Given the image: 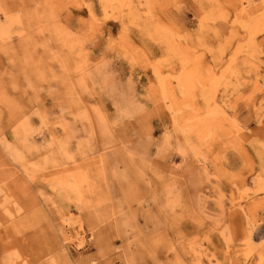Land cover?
Here are the masks:
<instances>
[{"label":"rangeland","instance_id":"374dc122","mask_svg":"<svg viewBox=\"0 0 264 264\" xmlns=\"http://www.w3.org/2000/svg\"><path fill=\"white\" fill-rule=\"evenodd\" d=\"M0 264H264V0H0Z\"/></svg>","mask_w":264,"mask_h":264}]
</instances>
